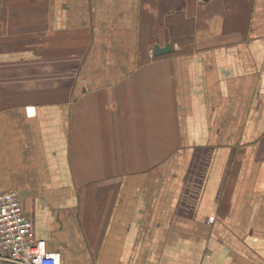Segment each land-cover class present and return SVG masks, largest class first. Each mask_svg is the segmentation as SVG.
Listing matches in <instances>:
<instances>
[{
	"label": "crops",
	"instance_id": "crops-1",
	"mask_svg": "<svg viewBox=\"0 0 264 264\" xmlns=\"http://www.w3.org/2000/svg\"><path fill=\"white\" fill-rule=\"evenodd\" d=\"M13 189L62 264H264V0H0Z\"/></svg>",
	"mask_w": 264,
	"mask_h": 264
},
{
	"label": "built area",
	"instance_id": "built-area-1",
	"mask_svg": "<svg viewBox=\"0 0 264 264\" xmlns=\"http://www.w3.org/2000/svg\"><path fill=\"white\" fill-rule=\"evenodd\" d=\"M0 262L8 264H62L47 242L36 239L18 190L0 191Z\"/></svg>",
	"mask_w": 264,
	"mask_h": 264
},
{
	"label": "water",
	"instance_id": "water-1",
	"mask_svg": "<svg viewBox=\"0 0 264 264\" xmlns=\"http://www.w3.org/2000/svg\"><path fill=\"white\" fill-rule=\"evenodd\" d=\"M207 1V0H205ZM173 44L169 43L167 45H165L164 47L159 45V44H156L153 48V54L155 56H159V55H162V54H167V53H170L173 51Z\"/></svg>",
	"mask_w": 264,
	"mask_h": 264
}]
</instances>
